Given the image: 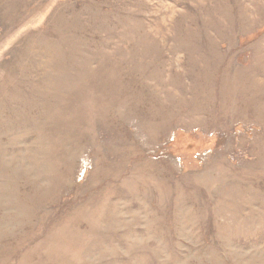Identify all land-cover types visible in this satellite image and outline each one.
<instances>
[{
    "label": "rangeland",
    "instance_id": "obj_1",
    "mask_svg": "<svg viewBox=\"0 0 264 264\" xmlns=\"http://www.w3.org/2000/svg\"><path fill=\"white\" fill-rule=\"evenodd\" d=\"M0 264H264V0H0Z\"/></svg>",
    "mask_w": 264,
    "mask_h": 264
}]
</instances>
